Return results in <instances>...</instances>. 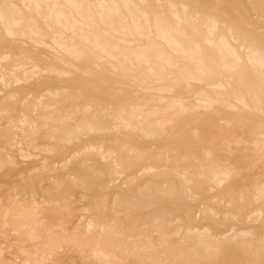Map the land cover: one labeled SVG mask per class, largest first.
Masks as SVG:
<instances>
[{"label":"rangeland","instance_id":"1","mask_svg":"<svg viewBox=\"0 0 264 264\" xmlns=\"http://www.w3.org/2000/svg\"><path fill=\"white\" fill-rule=\"evenodd\" d=\"M73 2L0 0V264H264V0Z\"/></svg>","mask_w":264,"mask_h":264},{"label":"bare ground","instance_id":"2","mask_svg":"<svg viewBox=\"0 0 264 264\" xmlns=\"http://www.w3.org/2000/svg\"><path fill=\"white\" fill-rule=\"evenodd\" d=\"M20 1V0H19ZM28 1H31V0H28ZM66 2L69 4V5H71L72 7H74L76 10H79L80 11V9H79V7H77V6H75L74 4V2H73V0H66ZM20 4H21V2H20ZM22 5V4H21ZM183 7V6H182ZM182 9V8H181ZM183 10V9H182ZM181 10V11H182ZM6 12H8V15L7 16H9V18H7L6 17V15H0V19L2 20V22H3V24L5 25V26H9V28H10V25H14L15 26V24L18 22V19H17V17H16V11H14V10H10L8 7L6 8ZM140 15V14H139ZM57 18H58V16H57ZM1 22V21H0ZM2 26V25H1ZM13 27V26H12ZM4 28V27H3ZM7 28V27H6ZM5 28V29H6ZM207 29V28H206ZM122 30V29H121ZM7 32H8V30H7ZM170 32V31H169ZM207 32H208V30H207ZM150 33V32H149ZM170 34H171V32H170ZM177 34V33H176ZM166 36V35H165ZM206 39V38H205ZM219 40V39H218ZM177 41V40H176ZM214 42V41H213ZM212 42V43H213ZM177 43V42H176ZM71 45V44H70ZM165 46V45H164ZM56 49V48H55ZM170 51V50H169ZM217 51V50H216ZM197 52V51H196ZM147 54V53H146ZM197 54V53H196ZM231 54V53H230ZM177 56V55H176ZM184 56V55H183ZM232 56H233V54H232ZM197 57H199L198 56V54H197ZM228 58L230 57V55L229 56H227ZM234 59V58H233ZM235 60V59H234ZM233 60V61H234ZM235 61H237V60H235ZM251 62H252V60H251ZM258 64V63H257ZM251 66V65H250ZM204 67V66H203ZM207 67V66H206ZM225 67V66H224ZM231 69V68H230ZM232 82V81H231ZM144 116V115H143ZM150 119V118H149ZM129 126V125H128ZM21 127V126H20ZM15 128V127H14ZM21 131V130H20ZM81 132V131H80ZM66 135V134H65ZM71 136V135H70ZM68 137V136H67ZM5 138V137H4ZM68 138H70V137H68ZM0 140H1V138H0ZM72 140V139H71ZM70 141V140H69ZM239 141V140H238ZM118 148V147H117ZM100 150L102 151V149L100 148ZM94 151V150H93ZM100 151V152H101ZM118 151V150H117ZM92 152V151H91ZM100 152H98V155H99V153ZM102 153H103V151H102ZM90 155V154H89ZM97 155V154H96ZM98 155H97V157H98ZM258 155V154H257ZM256 155V156H257ZM260 155V154H259ZM263 155V154H262ZM103 157V155H100V157ZM124 156V155H123ZM252 156H254V155H252ZM255 156V157H256ZM105 157H106V155H105ZM108 157V156H107ZM139 157V156H138ZM109 158V157H108ZM107 158V159H108ZM140 158V157H139ZM159 158V157H158ZM162 159H163V157H161ZM164 158H165V156H164ZM166 158H167V156H166ZM249 158H250V155H249ZM261 158V157H260ZM101 159V158H100ZM106 159V158H105ZM107 159H106V161H107ZM138 159V158H137ZM254 159V158H253ZM140 160V159H139ZM158 160H160V159H158ZM255 160H256V158H255ZM255 160H254V162H255ZM106 161H104L103 159H102V162L103 163H105ZM162 161H164V160H162ZM166 161H168V158H167V160ZM166 161H164V162H166ZM222 161V160H221ZM221 161H219V162H221ZM253 161V160H252ZM111 162V161H110ZM215 162V161H214ZM223 162V161H222ZM221 162V163H222ZM249 163V162H248ZM251 163V162H250ZM106 164V163H105ZM128 164V163H127ZM162 164H164V163H162ZM212 164H213V161H212ZM259 164V163H258ZM115 165V164H114ZM129 165V164H128ZM202 165V164H201ZM226 165V164H225ZM248 165H250V164H248ZM152 166V165H151ZM218 166L219 165H217V168H218ZM228 166V165H227ZM246 166V165H245ZM153 167V166H152ZM202 167H203V165H202ZM205 167V166H204ZM203 167V168H204ZM220 167H221V165H220ZM228 167H230V166H228ZM253 167H254V165H253ZM257 167V166H256ZM259 167V166H258ZM263 167H264V165H263ZM148 168V167H147ZM207 168V167H206ZM226 168V167H225ZM114 169H116V168H114ZM205 169V168H204ZM203 169V170H204ZM208 169V168H207ZM223 169V168H222ZM249 169H251V168H249ZM249 169H247V170H249ZM254 169V168H253ZM256 169V168H255ZM255 169H254V171H255ZM257 169H259V168H257ZM257 169H256V171H257ZM102 170V169H101ZM200 170V169H199ZM261 170V169H260ZM119 171V170H118ZM210 171V170H209ZM213 171V170H212ZM230 171H231V169H230ZM252 171V170H251ZM120 172H122V171H120ZM253 172V171H252ZM252 172H250V173H252ZM123 173V172H122ZM143 173V172H142ZM145 173V172H144ZM152 173V172H151ZM200 173H201V171H200ZM212 173V172H211ZM229 173V172H228ZM255 173V172H254ZM106 174V173H105ZM148 174V173H147ZM153 174V173H152ZM198 174V173H197ZM196 174V175H197ZM204 174H205V172H204ZM219 175V174H218ZM112 176H114L115 177V175H112L111 174V177ZM141 176H142V174H141ZM149 176V175H148ZM152 176V175H151ZM172 176V175H171ZM195 176V175H194ZM203 176V175H202ZM221 176V175H220ZM227 176V175H226ZM261 177V176H260ZM108 178H109V175H108ZM116 178V177H115ZM200 177H198V179H199ZM202 178V177H201ZM224 178H226V177H224ZM253 178V177H252ZM129 179V178H128ZM148 179V178H147ZM178 179H180V178H178ZM203 179V178H202ZM214 180H216V177L215 178H213ZM218 179V178H217ZM222 179V176H221V178H220V180ZM212 180V179H211ZM243 180H245V179H243ZM251 180V179H250ZM118 181V180H117ZM134 181V180H133ZM133 181H132V183H133ZM142 181V180H141ZM221 181H223V179L221 180ZM225 181H226V179H225ZM151 182V181H150ZM149 182V183H150ZM207 182H209V181H207ZM213 183V182H212ZM114 184H115V182H114ZM137 184V183H136ZM207 184H209V183H207ZM211 184V183H210ZM223 184V183H222ZM107 185V184H106ZM146 185V184H145ZM144 185V186H145ZM213 185V184H212ZM108 186V185H107ZM110 186H111V184H110ZM262 187H263V185H262ZM166 188H167V186H166ZM211 188V187H210ZM255 188V187H254ZM259 188H260V186H259ZM258 188V189H259ZM209 189V188H208ZM123 190V189H122ZM144 190V189H143ZM256 190H257V188H256ZM134 191H135V188H134ZM259 191V190H258ZM262 192H263V190H261ZM260 191V192H261ZM258 194V193H257ZM264 194V193H263ZM141 195V194H140ZM261 194H259V196H260ZM147 196V195H146ZM264 196V195H263ZM161 198V197H160ZM186 198V197H185ZM259 199V198H258ZM111 201V200H110ZM110 201H109V203H110ZM160 202V201H159ZM144 203H145V201H144ZM109 205V204H108ZM134 206V205H133ZM138 206V205H137ZM19 208V207H18ZM35 208V207H34ZM113 208V207H112ZM21 209V208H20ZM14 210V209H13ZM16 210H17V208H15V210H14V212H15V214L17 213L16 212ZM135 210V209H134ZM22 211V210H21ZM9 212V211H8ZM13 212V211H12ZM135 212V211H134ZM23 213V212H22ZM7 214V213H6ZM14 214V213H13ZM14 214V215H15ZM8 215H10V214H7V216ZM17 215V214H16ZM20 215V214H19ZM216 215V214H215ZM11 216H12V214H11ZM256 216H257V213H256ZM0 217H3L2 216V214L0 215ZM4 217H5V215H4ZM3 217V218H4ZM13 217V216H12ZM12 217H11V219H12ZM21 217H22V214H21ZM217 217V216H216ZM216 217H213V218H216ZM3 218H2V220H3ZM10 218V217H9ZM18 218V217H17ZM230 218V217H229ZM5 219H7V218H5ZM23 219V218H22ZM21 219V220H22ZM91 219V218H90ZM89 219V220H90ZM1 220V219H0ZM1 220V221H2ZM16 220V219H15ZM233 220V219H232ZM4 221V220H3ZM11 220H9V222H10ZM13 221V220H12ZM11 221V222H12ZM25 221H26V219H25ZM86 221V220H85ZM217 221V220H216ZM216 221H214L215 223H216ZM211 222H213V220L211 221ZM233 222H235V221H233ZM8 224H10V223H8ZM16 224H17V222H16ZM213 224V223H212ZM235 224V223H234ZM253 224V223H252ZM19 225V224H18ZM40 225H42V224H40ZM237 225V224H236ZM43 226V225H42ZM77 226V225H76ZM32 227V226H31ZM30 227V228H31ZM57 227V226H56ZM55 227V228H56ZM26 229H28L27 227H25ZM51 228H52V226H51ZM76 228V227H75ZM80 228V227H79ZM3 229V228H2ZM50 229V228H49ZM74 229V228H73ZM72 229V230H73ZM15 230H17V229H15ZM13 231V232H16V231ZM23 230V229H22ZM21 230V231H22ZM29 230H31V229H29ZM54 230V229H53ZM18 231V230H17ZM19 231H20V229H19ZM27 231V230H26ZM37 231V230H36ZM55 231V230H54ZM53 231V232H54ZM10 232V231H9ZM29 233V232H28ZM31 233V232H30ZM39 233V232H38ZM46 233V232H45ZM121 233V232H120ZM193 233V232H192ZM12 234V233H11ZM36 234H37V232H36ZM74 234H79L78 232L77 233H74ZM103 234H104V230H102V232L100 233V234H98V236L96 237V244H94V247L95 248H99L98 247V244L101 242V239L103 238ZM185 234V233H184ZM183 234V235H184ZM209 234V233H208ZM13 235H14V233H13ZM16 235V234H15ZM18 235V234H17ZM38 235V234H37ZM43 235V234H42ZM65 235V234H64ZM113 235V234H112ZM24 236V235H23ZM75 236V235H74ZM176 236V235H175ZM185 236V235H184ZM237 236H238V234H237ZM19 237V236H18ZM28 237V236H27ZM41 237V236H40ZM46 236H44V239H46L45 238ZM188 237V236H187ZM199 237H201V236H199ZM241 237H243V236H241ZM42 239H43V237H41ZM113 238V237H112ZM180 238V237H179ZM207 238V237H206ZM36 239H38V237L36 238ZM35 239V240H36ZM44 239H43V241H44ZM108 239V238H107ZM178 239V238H177ZM181 239V238H180ZM180 239L178 240V241H180ZM244 239V238H243ZM14 240V239H13ZM28 240V239H27ZM35 240L33 241V242H35ZM111 240V239H110ZM37 241V240H36ZM38 241H41L40 239H38ZM127 241H130V240H127ZM142 241V240H141ZM175 241V240H174ZM42 242V241H41ZM59 242L60 243H65V244H68V243H73L72 241H70V240H68V239H60L59 240ZM74 242H75V244L76 245H78V246H82V247H84L85 246V244H86V241H85V239L84 238H82V237H80V238H77V239H75L74 240ZM145 242V241H144ZM173 242V241H172ZM43 243V242H42ZM54 243H57L56 241H54ZM103 243V242H102ZM127 243V242H126ZM129 243V242H128ZM165 243H167V242H165ZM170 243V242H169ZM168 243V244H169ZM174 243V242H173ZM201 243V242H200ZM35 244V243H34ZM36 244H38L37 242H36ZM57 244H59V243H57ZM214 244V243H213ZM235 244V243H234ZM40 245V244H39ZM42 245V244H41ZM56 245V244H55ZM132 245V244H131ZM150 245V244H149ZM155 245H157V244H155ZM206 245V244H205ZM36 246V245H35ZM97 246V247H96ZM122 246V245H121ZM127 246V245H126ZM146 246V245H145ZM188 246V245H187ZM214 246V245H213ZM36 247H39V246H36ZM42 247V246H41ZM65 247V246H64ZM128 247V246H127ZM157 247L158 246H156V248L155 249H157ZM35 248V247H34ZM132 248V247H131ZM136 248V247H135ZM161 248V247H160ZM45 249V248H44ZM76 249V248H75ZM128 249V248H127ZM215 249V248H214ZM257 249H258V247H257ZM33 250V249H32ZM40 250H42V249H40ZM101 250V249H100ZM104 250V249H103ZM109 250H111V249H109ZM134 250V249H133ZM211 250H213V248L211 249ZM217 250V249H216ZM250 250V249H249ZM24 251V250H23ZM119 251V250H118ZM123 251H125V250H123ZM129 251V250H128ZM35 252V251H34ZM44 252H45V250H44ZM44 252H42V254L44 253ZM33 253V252H32ZM77 253H78V251H77ZM76 253V254H77ZM108 252H106V254H107ZM117 253V252H116ZM134 253V252H133ZM159 253V252H158ZM158 253H157V255H158ZM162 253V252H161ZM211 254H212V251L210 252ZM7 254V253H6ZM29 254V253H28ZM37 254H39V252L37 253ZM46 254V253H45ZM75 254V255H76ZM113 254V253H112ZM127 254V253H126ZM145 254V253H144ZM160 254V253H159ZM218 254V253H217ZM161 255V254H160ZM45 256V255H44ZM101 256V255H100ZM128 256V255H127ZM78 257V256H77ZM108 257V256H107ZM107 257H105V258H107ZM113 257V256H112ZM120 257V256H119ZM134 257V256H133ZM132 257V258H133ZM155 257V256H154ZM158 257V256H157ZM126 258V257H125ZM129 258H130V256H129ZM142 258V257H141ZM147 258V257H146ZM169 258V257H168ZM21 259V258H20ZM48 259V258H47ZM104 259V258H103ZM109 259V258H108ZM119 259V258H118ZM128 258H126V260H127ZM131 259V258H130ZM143 259V258H142ZM148 259V258H147ZM171 259V258H170ZM65 260V259H64ZM112 260H113V258H112ZM111 260V261H112ZM115 260V259H114ZM121 260H123V259H121ZM139 260V259H138ZM138 260H136L135 262H137ZM79 261V260H78ZM107 261V260H106ZM110 261V262H111ZM116 261V260H115ZM143 261V260H142ZM146 261V260H145ZM62 262V261H61ZM85 262H86V260H85ZM117 262V261H116ZM124 262V261H123ZM170 262H172V261H170ZM67 263V262H66ZM120 263V261H118V264ZM138 263H139V261H138ZM160 263V262H159ZM43 264V263H42ZM127 264V263H126ZM128 264H130V263H128ZM133 264H135V263H133ZM158 264V263H157ZM169 264V263H168Z\"/></svg>","mask_w":264,"mask_h":264}]
</instances>
